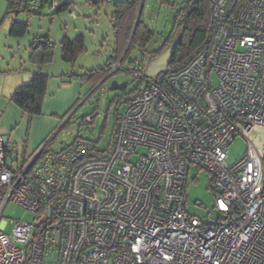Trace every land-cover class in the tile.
Masks as SVG:
<instances>
[{
	"label": "built area",
	"instance_id": "obj_1",
	"mask_svg": "<svg viewBox=\"0 0 264 264\" xmlns=\"http://www.w3.org/2000/svg\"><path fill=\"white\" fill-rule=\"evenodd\" d=\"M209 3V42L186 68L128 69L141 87L109 149L78 138L55 152L54 132L20 154L0 135V264H264V0ZM239 137L247 148L230 165ZM192 167L208 175L215 217L187 212ZM10 204L31 220H4Z\"/></svg>",
	"mask_w": 264,
	"mask_h": 264
},
{
	"label": "rangeland",
	"instance_id": "obj_2",
	"mask_svg": "<svg viewBox=\"0 0 264 264\" xmlns=\"http://www.w3.org/2000/svg\"><path fill=\"white\" fill-rule=\"evenodd\" d=\"M107 1L93 3V0H62L63 3L72 5L59 13L42 10L41 13L35 14L21 10L20 13L11 15L8 14V3L0 2L2 21L0 29L1 100L15 105L11 102V96L15 90L29 82L26 75H29L30 71L38 72L40 69L42 72L48 70L49 75H52V80L68 78L84 81L87 84L86 92L82 93L81 97L76 99L70 109L66 111L69 114L64 117L66 113L59 120L60 126L65 122L66 124L49 145V150L55 152L61 150L73 144L78 138L95 143L101 150L110 145L118 123L117 118L125 111L127 100L136 95L141 87L138 77L129 74L128 69L136 68L139 73L146 71L151 62L148 53L158 51L167 40L172 44L179 40L182 28L175 27V19L189 0H139L137 12L135 11L136 23L134 26L140 19L154 33V38L147 44L146 53L136 44L133 45L125 59L123 58L126 51L123 52L120 58L123 70L102 79L100 70L105 67L110 57L117 55L118 46L115 28L118 13L115 6ZM13 22L29 25L24 36L10 35ZM81 36L83 38L82 51L74 61H64L61 47L64 38L75 40ZM46 38L53 44L51 62L43 66L32 64L30 61L32 44ZM131 62H134L133 65ZM44 67H46L45 70ZM92 73L94 76L90 79ZM68 79L64 82H67ZM113 81L119 84L126 83V90L123 92L111 91L110 85ZM59 90L63 91L61 87ZM67 92L64 91V94ZM10 114V119L0 118V127L1 122L6 126L5 133L0 131V134L4 136L5 143L12 133L11 129H15L17 121L31 119L23 114L20 116L17 113ZM12 115L13 119H11ZM87 116L94 117L90 130H87L84 125V118ZM23 145L24 143H17L13 146H16L22 154L24 152ZM246 148L245 139L236 138L228 149V163L232 165L241 160ZM187 196L186 208L190 216L202 220L215 217L214 195L210 190L208 175L204 170L196 167L191 168ZM3 216L6 221H28L32 218L28 212L16 204H10ZM11 228L10 225L7 229L8 232Z\"/></svg>",
	"mask_w": 264,
	"mask_h": 264
},
{
	"label": "trees",
	"instance_id": "obj_3",
	"mask_svg": "<svg viewBox=\"0 0 264 264\" xmlns=\"http://www.w3.org/2000/svg\"><path fill=\"white\" fill-rule=\"evenodd\" d=\"M25 1L26 0H8V14H18L21 10L26 11L22 7ZM46 1L47 0H43V2ZM103 1L104 0H93V3H103ZM138 1L139 0H135L134 2L129 3L124 0H112V6H115L118 13L116 17L117 21L115 22L118 36V46L116 49L117 55H115V57H110L105 67L100 70L102 79L109 74L108 68L111 60H120L123 52L126 51L123 58L125 59L134 44L139 46L140 49L146 53L147 44L154 38V33L144 25L140 19L136 26H134L136 23L135 11L137 12L136 8ZM69 7L70 4L62 2L61 7L55 11V13H59ZM35 14H39V12ZM28 27L29 25L27 23L13 22L10 29V35L14 37H22L26 34ZM175 27L182 28L181 36L175 44H172L171 41L167 40L158 51L148 53L152 61L160 57L167 50L176 46L169 59L167 70L158 76L159 78L175 74L186 68L207 46L211 32L209 0H189L178 12L175 19ZM45 40V45L37 46L38 41H35L32 44L33 50L30 56L32 64L43 66L51 62L53 56V44L48 38ZM35 46H37L36 49H34ZM61 47L64 61H74L79 52L83 49V38L82 36L75 40L64 38ZM133 63L134 62H131L132 65ZM93 76L94 74L92 73L90 79L93 78ZM48 80L49 77L47 75H44L41 72L34 73L29 82L22 84L15 90L11 96V102L15 104L24 115H27L30 118L42 115L44 99L48 88ZM119 119L120 116L117 118L118 122ZM65 124L57 129L56 136L63 129ZM110 145L107 149L110 148Z\"/></svg>",
	"mask_w": 264,
	"mask_h": 264
},
{
	"label": "crops",
	"instance_id": "obj_4",
	"mask_svg": "<svg viewBox=\"0 0 264 264\" xmlns=\"http://www.w3.org/2000/svg\"><path fill=\"white\" fill-rule=\"evenodd\" d=\"M4 1L6 2V4L8 3V0H0V2H4ZM124 1L131 3L134 2L135 0H124ZM0 22L2 25L1 18H0ZM1 25H0V29H1ZM45 68L46 67H44V70ZM45 71H43L44 72L43 73L41 69L38 70V72H41L49 77L47 93L43 104L42 115L27 120L17 121L15 129H11L12 133L9 135V139L6 142L7 145L24 143L23 147H24V152L26 153L33 152L35 149L39 147V145L42 142H44L47 139L49 135L56 132L57 129L60 128L59 120L61 119V117L67 113L66 111L70 109L73 102L76 99L78 100L79 97H81V94L85 93L87 89L86 86L87 84H85L84 81H76L68 78H64V79L58 78L52 80V75L51 76L49 75L48 70ZM34 73L36 72L30 71V74L26 75L29 81L31 80L32 75ZM67 79L68 81L64 82ZM60 87L63 89V91L59 90ZM68 90L69 92H67ZM64 91L67 93L64 94ZM10 113L13 114L17 113L18 116H20V114H23L17 106L7 103L0 99V118L2 117L3 120L10 119V115H11ZM68 114L69 112L64 117H66ZM11 119H13V115ZM2 124L3 122H1L0 131H3V133H5L6 126ZM18 126L19 129H17ZM0 135L2 136V134ZM2 138L4 140V136H2Z\"/></svg>",
	"mask_w": 264,
	"mask_h": 264
},
{
	"label": "water",
	"instance_id": "obj_5",
	"mask_svg": "<svg viewBox=\"0 0 264 264\" xmlns=\"http://www.w3.org/2000/svg\"><path fill=\"white\" fill-rule=\"evenodd\" d=\"M45 44H46V40H40V41H38L37 46L45 45ZM37 46H35L34 49H36ZM175 47L167 50L160 57H158V58H156L150 62V65L146 70V76L148 78L158 77L167 70V68L169 66V59L172 56ZM126 88H127L126 83H120L119 84L116 81H113L110 85L111 91H122L123 92L126 90Z\"/></svg>",
	"mask_w": 264,
	"mask_h": 264
}]
</instances>
